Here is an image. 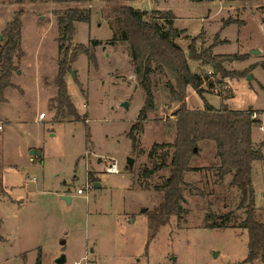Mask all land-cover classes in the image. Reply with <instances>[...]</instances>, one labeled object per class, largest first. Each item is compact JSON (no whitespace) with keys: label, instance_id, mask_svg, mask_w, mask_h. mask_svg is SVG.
Segmentation results:
<instances>
[{"label":"rangeland","instance_id":"1","mask_svg":"<svg viewBox=\"0 0 264 264\" xmlns=\"http://www.w3.org/2000/svg\"><path fill=\"white\" fill-rule=\"evenodd\" d=\"M121 6L146 12V20L166 12L175 17L173 28L180 34L173 43L185 54L190 71L205 79L204 98L186 87L188 109L202 110L205 100L215 109L225 104L232 111L264 112V1L0 0V34L20 13L22 51L13 60L12 87L0 104V264H34L38 256L41 264H56L61 255L64 264H264V253L244 262L248 233L241 226L245 216L238 209L239 192L229 186V178L217 180L215 146L206 140L197 143L189 164L193 170L185 174V213L172 216L149 240L147 215L162 199L153 187L169 175L167 168L154 170L170 162L173 149L167 146L175 138L173 113L180 106L168 84L179 94L180 88L169 72L154 67V108L131 132L145 98L127 44H110L117 28L113 11ZM67 8L90 14V22L75 23L69 37L57 23V13ZM157 22L166 28L164 20ZM3 42L2 37L0 46ZM81 45L88 55L68 62L63 77L81 118L76 121L57 113L54 81L66 49L69 57ZM253 49L259 52L251 55ZM195 53L204 59L219 54L245 59L224 62L225 73L237 77L222 78L211 65L190 59ZM42 112L46 119L35 120ZM252 128L253 139L264 140L259 123ZM32 150L41 157L31 156ZM127 158L134 160L132 170L125 165ZM111 161L119 174L106 173ZM253 164V199L264 224V162ZM87 183L92 188L84 190ZM62 194L71 196L68 204ZM212 214L220 219L207 217ZM226 214L224 229L207 227L220 224Z\"/></svg>","mask_w":264,"mask_h":264},{"label":"trees","instance_id":"2","mask_svg":"<svg viewBox=\"0 0 264 264\" xmlns=\"http://www.w3.org/2000/svg\"><path fill=\"white\" fill-rule=\"evenodd\" d=\"M58 2V3H86L92 0H17V3L25 2ZM135 1V0H119ZM193 3L203 1L213 2L214 0H189ZM251 1V0H241ZM264 1V0H258ZM114 24L117 26L115 33L110 40V44L123 42L127 44V52L130 64L134 69L138 81L143 89L145 102L139 110L137 121L132 126L131 132L143 123L147 113L154 108L153 84L151 75L157 69L160 73H170L180 88V94L177 93L169 83L170 94L180 103L179 108L173 113L176 119L172 121L175 126V138L170 146L173 149L168 166L161 164L154 171L167 168L168 177L160 185H154L153 190L162 194L160 204L147 215L149 219V240L155 238V233L159 227L166 225L172 216H179L185 213L183 209L184 189L188 185L184 182L185 174L192 168L189 166L191 159L197 155V143L204 140L212 142L215 148L214 158L217 160L216 167L217 180L223 183L225 178L230 179L229 186L236 188L239 192L238 209H244V216L241 226L248 233L247 251L248 256L244 262L252 263L263 257L264 253V224L262 222V210L255 207L254 191L252 181H250V172L252 163L256 160L264 162V155L259 150H255L251 144V128L259 123V120L251 119L253 112L258 110L232 111L227 105L222 104L219 109L213 108L204 100L202 110H190L186 107L185 89L190 86L193 91L201 98L202 86L204 80L200 75L190 71L188 63L185 60V54L181 52L180 47L173 43L180 32L173 28L175 17L166 12L159 14L158 18L152 17L146 20V12L129 6H121L114 9ZM57 23L60 28L68 31V37L74 32L75 23H89L90 14L83 9L67 8L62 13H57ZM15 18L6 26L2 32L3 44L0 46V104L3 103V93L7 88L12 87L10 77L16 69L13 65L14 58H19L22 51L20 50V13H16ZM158 20L166 22V28L158 24ZM94 46L97 44L92 43ZM68 57L69 52L66 49L63 60L59 63L54 84L57 87V113H64L80 121L72 101L67 93L66 83L63 82L64 73L68 69V62H75L76 58L82 53L88 55V49L82 45L76 47ZM210 50V49H209ZM209 53V52H207ZM194 61L211 65L214 74L222 78L231 79L237 77L236 74L231 76L225 73L224 62H234L244 60L245 56L232 55H215L206 57L201 54H194L190 57ZM264 68V64H262ZM212 88V87H211ZM229 98V97H225ZM86 123V119H84ZM134 146V143L132 144ZM194 149L197 151L194 152ZM193 170V169H192ZM150 174V172H148ZM149 187H146L148 190ZM198 192L199 190L196 189ZM201 193V192H200ZM199 193V194H200ZM145 212V211H144ZM229 214L224 215L220 224L213 222L207 225L208 228L224 229ZM211 219H220L215 215H208ZM206 227V228H207ZM34 264H41L40 256L37 257Z\"/></svg>","mask_w":264,"mask_h":264},{"label":"built area","instance_id":"3","mask_svg":"<svg viewBox=\"0 0 264 264\" xmlns=\"http://www.w3.org/2000/svg\"><path fill=\"white\" fill-rule=\"evenodd\" d=\"M262 113H264V112L262 111ZM259 117H260V120H259ZM36 118H37V121H44L46 119L45 118V113L42 112V113L37 114ZM251 119H253V120L257 119V120H259V130H262L264 132V125H263V123H264V114L261 116L258 112L255 111V112H253L251 114ZM1 130H2V126L0 125V131ZM105 168H106V173H108V174H119V169L117 168L115 161H111L109 163V165L107 167H105ZM91 188H92V186L87 183L85 185L84 190L85 189H91ZM84 190L78 189L77 190V194L78 195H83Z\"/></svg>","mask_w":264,"mask_h":264},{"label":"water","instance_id":"4","mask_svg":"<svg viewBox=\"0 0 264 264\" xmlns=\"http://www.w3.org/2000/svg\"><path fill=\"white\" fill-rule=\"evenodd\" d=\"M0 41H2V35L0 34ZM259 51L258 50H256V49H253V50H251L250 51V54L251 55H254L255 53H258ZM19 73V72H18ZM72 75H74V73H72ZM253 78H252V76L251 75H248L247 76V81H251ZM124 106L125 107H128V104L127 103H125L124 104ZM263 125H264V123H263ZM197 150L196 149H194V152H196ZM30 153V155L32 156H37V157H41V153H40V151H35V150H32V151H30L29 152ZM133 163H134V160L132 159V158H127L126 159V167L127 168H129L130 170H132V166H133ZM93 186H95L96 188H100L101 186H100V184L98 183V182H95L94 184H93ZM70 196H68V197H66V196H62L61 197V200L62 201H64L66 204H68L69 203V201H70ZM146 209H142V211L144 212ZM214 256H217V253H215L214 254ZM55 262H56V264H64L65 263V256H63V255H61L59 258H57L56 260H55Z\"/></svg>","mask_w":264,"mask_h":264},{"label":"crops","instance_id":"5","mask_svg":"<svg viewBox=\"0 0 264 264\" xmlns=\"http://www.w3.org/2000/svg\"><path fill=\"white\" fill-rule=\"evenodd\" d=\"M232 98H226V100H231ZM259 110V109H258ZM35 120H37V118H36V116H35ZM254 127V126H253ZM253 128H251V130H252ZM252 134H253V130H252ZM252 134H251V144H252V147H254V149L256 150H259L260 152H261V154L262 155H264V140H258V141H256V139H253V136H252ZM42 155V154H41ZM40 158V157H39ZM256 161H260V160H256ZM256 161H254L253 163H256ZM252 163V168H253V164ZM252 168H251V170H252ZM5 194H7L6 192H5ZM7 196H8V194H7ZM62 196H66V197H68L69 195H63L62 194ZM61 196V197H62ZM71 197V196H70ZM70 200H71V198H70ZM15 201V200H14ZM16 202V201H15ZM65 261H66V258H65Z\"/></svg>","mask_w":264,"mask_h":264}]
</instances>
